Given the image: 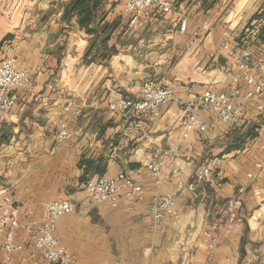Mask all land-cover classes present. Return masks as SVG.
Wrapping results in <instances>:
<instances>
[{
	"label": "crops",
	"instance_id": "obj_1",
	"mask_svg": "<svg viewBox=\"0 0 264 264\" xmlns=\"http://www.w3.org/2000/svg\"><path fill=\"white\" fill-rule=\"evenodd\" d=\"M17 1L0 0V61L15 56L31 79L13 93L15 106L0 114V196L13 197L15 240L23 246L8 264H49L27 227L45 217L43 204L60 199L73 204L56 231L73 264H264V95L256 84L264 78V18L254 20L264 0L230 6L171 0V13H152L137 25L130 24L125 0H107L95 25L116 24L107 47L117 53L110 58L76 17H66L71 0H25L9 21L4 8ZM226 40L249 47L261 67L246 78L222 50ZM233 77L243 94L255 92L242 120L217 123L202 109L206 130L184 138L187 116L178 101L228 91ZM148 78L169 82L176 97L158 118H123L109 109L118 94L140 99ZM66 121L79 134L59 142ZM258 163L263 169L250 178ZM151 164L161 166L159 178L148 171ZM202 168L212 181L179 193L177 218L157 222L151 205L179 181L193 182ZM121 173L142 191L109 209L93 202L89 179ZM238 195L243 207L213 248L202 232L221 221L227 201ZM0 264H7L1 249Z\"/></svg>",
	"mask_w": 264,
	"mask_h": 264
},
{
	"label": "built area",
	"instance_id": "obj_2",
	"mask_svg": "<svg viewBox=\"0 0 264 264\" xmlns=\"http://www.w3.org/2000/svg\"><path fill=\"white\" fill-rule=\"evenodd\" d=\"M25 3L20 0L13 3V7L5 11L7 20L14 21L19 9ZM174 4L171 0H125V10L130 15V24L137 25L139 20L152 13L169 14L173 11ZM186 25L183 24L182 29ZM222 50L232 59L234 64L247 78L248 74L261 66L253 61V54L249 47L236 49L230 41L222 44ZM235 83L228 91H206L197 100L188 102L178 101L187 116L183 137L187 138L191 133L206 130L205 122L199 117L202 109L211 111L214 120L222 124H238L244 115V108L249 100L254 98L255 92L248 91L243 94L239 86V77H233ZM29 72L25 70L15 56H6L0 61V114L15 106L14 92H23L30 86ZM261 95H264V78L256 82ZM142 97L140 99L129 98L118 94L115 101L109 104V109L123 118L148 116L158 118L161 109L176 101L171 84L167 81H158L148 78L142 85ZM1 121L4 117L1 115ZM79 133L71 130L68 121L63 122L59 128L58 141H68ZM256 172L248 174L250 178L257 177L263 169V164L255 166ZM150 174L159 178L162 174L159 164L148 166ZM211 173L208 168H202L197 173L195 180L190 183L179 181L175 191L157 199L150 207L151 215L159 222L165 217L177 218L176 200L179 193L194 191L198 184L210 183ZM89 197L96 204L105 209L116 207L123 196L134 197L142 191V187L129 178L125 173L113 178L103 174L98 178H91L86 184ZM45 217L40 221L31 222L27 229L30 231L36 248L42 253L43 260L49 264H73V257L66 247L56 237L58 222L73 209L69 200H54L43 204ZM243 207L241 195L230 198L227 201L221 221L212 223L202 234L209 239L213 248L217 246L220 234L233 223ZM17 209L11 195L0 196V249L5 263H10L13 257L23 250V246L15 240V231L19 227L16 217ZM113 264H123L116 262Z\"/></svg>",
	"mask_w": 264,
	"mask_h": 264
},
{
	"label": "trees",
	"instance_id": "obj_3",
	"mask_svg": "<svg viewBox=\"0 0 264 264\" xmlns=\"http://www.w3.org/2000/svg\"><path fill=\"white\" fill-rule=\"evenodd\" d=\"M107 0H71L66 7V17H76L81 29L85 30L89 35H93L95 40L93 44L102 43L103 51L110 58L117 53L116 48L109 49L107 47L108 41L111 39V32L114 30L116 24L95 25L98 15L101 13L104 4ZM104 19L105 15H102ZM264 18V13L255 16L254 20H261ZM252 27V26H249ZM261 33L264 35V28ZM105 56V55H104Z\"/></svg>",
	"mask_w": 264,
	"mask_h": 264
},
{
	"label": "rangeland",
	"instance_id": "obj_4",
	"mask_svg": "<svg viewBox=\"0 0 264 264\" xmlns=\"http://www.w3.org/2000/svg\"><path fill=\"white\" fill-rule=\"evenodd\" d=\"M220 1H222V0H220ZM234 1H235V0H227V4H228V6L232 5ZM23 2L25 3V6H24V7H21V8L19 9V11L21 10V12L27 7L25 0H24ZM13 3H14V2H13ZM4 11H7V9L4 8Z\"/></svg>",
	"mask_w": 264,
	"mask_h": 264
}]
</instances>
